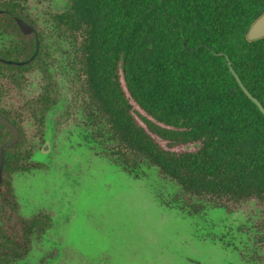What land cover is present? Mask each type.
Listing matches in <instances>:
<instances>
[{"label": "trees", "instance_id": "trees-1", "mask_svg": "<svg viewBox=\"0 0 264 264\" xmlns=\"http://www.w3.org/2000/svg\"><path fill=\"white\" fill-rule=\"evenodd\" d=\"M0 10V60L24 62L39 43L28 64L0 61V115L19 131L4 152L0 264H18L52 227L48 212L20 215L11 176L42 168L27 126L43 135L61 97L58 67L78 81L84 112L125 172L156 168L197 202L194 215L254 203L264 221V115L217 55L264 108V37L246 39L264 0H66L45 14L30 0H0ZM15 18L34 32L22 34ZM35 72L38 96H13ZM10 138L0 125V147Z\"/></svg>", "mask_w": 264, "mask_h": 264}, {"label": "rangeland", "instance_id": "rangeland-1", "mask_svg": "<svg viewBox=\"0 0 264 264\" xmlns=\"http://www.w3.org/2000/svg\"><path fill=\"white\" fill-rule=\"evenodd\" d=\"M65 2L30 0V6L45 14ZM57 70L61 97L43 135L32 120L27 126L33 160L42 168L11 176L20 215L48 212L52 227L32 239L18 264H264V221L254 203L194 215L197 202L156 168L125 172L84 112L78 81ZM43 84L35 72L21 94L12 95L35 99Z\"/></svg>", "mask_w": 264, "mask_h": 264}, {"label": "water", "instance_id": "water-1", "mask_svg": "<svg viewBox=\"0 0 264 264\" xmlns=\"http://www.w3.org/2000/svg\"><path fill=\"white\" fill-rule=\"evenodd\" d=\"M1 13H2V11L0 10V14ZM15 22L17 24V27H18L19 31L22 34L28 35V34L34 32V28L30 24L24 22L23 20H21L19 18H15ZM263 37H264V11L250 25V27L248 28V30L246 32V39L249 42L259 40V39H261ZM38 48H39V43L36 40V42H35V51H34L33 55L28 60H26L24 62L4 61V60H0V61L4 62L6 64H11V65H16V66H20V65H23V64H28L36 56V54L38 52ZM217 55L225 57L228 69H229L230 73L232 74V76L235 78L237 84L239 85V87L241 88L243 93L257 106V108L260 110V112L264 115V108L262 107L260 102L256 98H254L248 92V90L244 87V85L240 81L239 77L237 76V74L233 70L229 58L226 55H224L223 53H218ZM0 125L5 126L11 132L10 140L6 144H4V145H2L0 147V183H2V181H3L2 170H3V163H4V152H5V150L11 148L12 146H14L18 142V140H19V131L6 117H4L2 115H0Z\"/></svg>", "mask_w": 264, "mask_h": 264}]
</instances>
